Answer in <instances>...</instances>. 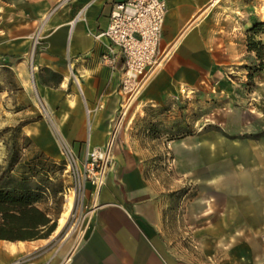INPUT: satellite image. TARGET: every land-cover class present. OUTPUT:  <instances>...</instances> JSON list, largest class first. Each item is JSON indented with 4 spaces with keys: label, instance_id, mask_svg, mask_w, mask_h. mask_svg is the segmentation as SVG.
Masks as SVG:
<instances>
[{
    "label": "crops",
    "instance_id": "obj_1",
    "mask_svg": "<svg viewBox=\"0 0 264 264\" xmlns=\"http://www.w3.org/2000/svg\"><path fill=\"white\" fill-rule=\"evenodd\" d=\"M118 1L0 0V63L21 66L33 55L44 112L18 125L51 160L64 161V148L82 160L107 144L123 58L97 36ZM163 1L160 64L133 113L212 88L222 70L242 64L245 9L260 0ZM246 133L202 131L171 141L164 168L153 173L123 125L103 186H84L80 241L0 240V264H59L71 246L69 264H196V245L205 264H264V135Z\"/></svg>",
    "mask_w": 264,
    "mask_h": 264
},
{
    "label": "rangeland",
    "instance_id": "obj_2",
    "mask_svg": "<svg viewBox=\"0 0 264 264\" xmlns=\"http://www.w3.org/2000/svg\"><path fill=\"white\" fill-rule=\"evenodd\" d=\"M245 10L242 37L245 58L242 64L222 70L218 84L212 88L202 86L198 91L183 93L180 98L164 106L148 109L144 115L133 113L136 101L131 106L123 125L131 127L132 137L142 147L138 150L145 152V163H148L151 172L157 173L164 168L161 163L167 157L171 141L202 131H214L231 137L246 132L264 135V0H260L254 8L246 7ZM257 43L262 50V61L256 52L249 49ZM260 47L257 46V50ZM32 59V54L27 56L21 66L13 62L0 63V167L5 166L13 147L18 149L21 163L32 160L38 152L21 130L2 133L7 128L17 127L20 120L28 116L34 118L37 113H44L35 90ZM55 163L45 164L49 178L46 186L50 191L45 193L40 206L54 219L57 229L58 220L66 208L65 199L72 196L75 204L64 228L58 233L55 229L50 235L53 238L48 246L65 244V241L76 237V234L67 238L65 235H68L78 200L82 199L80 194L73 193L75 184L66 166L62 169L60 162ZM59 185L62 186L61 192L51 194V188L56 190ZM180 231L184 233L182 228ZM196 248L197 245L192 247L197 253L196 264H205Z\"/></svg>",
    "mask_w": 264,
    "mask_h": 264
},
{
    "label": "built area",
    "instance_id": "obj_3",
    "mask_svg": "<svg viewBox=\"0 0 264 264\" xmlns=\"http://www.w3.org/2000/svg\"><path fill=\"white\" fill-rule=\"evenodd\" d=\"M165 14L166 5L163 0H120L112 7L107 29L97 36L108 40L111 46L119 50L123 58L119 88L121 102L104 148L87 150L81 161L71 150L63 149L65 166L75 184L73 193L80 194L82 199L85 184L91 183L97 189L103 186L106 173L113 164V149L123 122L136 101L145 79L160 64L159 44ZM103 60L108 64L112 63L107 54L103 56ZM82 199L78 200L77 210L67 231L68 235H65L67 238L71 234H76L77 242L81 239L83 220L81 213L85 209ZM72 251L71 246L59 264H69Z\"/></svg>",
    "mask_w": 264,
    "mask_h": 264
},
{
    "label": "trees",
    "instance_id": "obj_4",
    "mask_svg": "<svg viewBox=\"0 0 264 264\" xmlns=\"http://www.w3.org/2000/svg\"><path fill=\"white\" fill-rule=\"evenodd\" d=\"M260 44H252L250 50L256 52L259 60H263ZM35 121V120H31ZM21 124L15 128H7L2 133L19 132ZM29 140L28 138H26ZM15 146V145H14ZM18 149L12 148L5 166L0 167V240L8 242L34 241L48 239L56 229V222L51 215L38 207L44 199L49 183L45 164L55 165V161L37 152L32 160L20 162ZM64 168L65 163H59ZM61 170V169H60ZM51 188V194L56 195Z\"/></svg>",
    "mask_w": 264,
    "mask_h": 264
},
{
    "label": "bare ground",
    "instance_id": "obj_5",
    "mask_svg": "<svg viewBox=\"0 0 264 264\" xmlns=\"http://www.w3.org/2000/svg\"><path fill=\"white\" fill-rule=\"evenodd\" d=\"M66 201V208L64 210V212L62 213V215L60 216L59 220H58V225H57V229H56V233L60 232L66 222H67V219L69 218L70 216V212H71V208L73 206V197L72 196H69L65 199Z\"/></svg>",
    "mask_w": 264,
    "mask_h": 264
}]
</instances>
